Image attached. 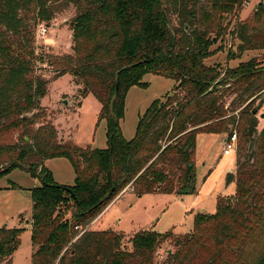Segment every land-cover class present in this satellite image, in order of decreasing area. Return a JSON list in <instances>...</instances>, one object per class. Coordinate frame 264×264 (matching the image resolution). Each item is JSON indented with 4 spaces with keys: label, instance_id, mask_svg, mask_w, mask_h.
I'll list each match as a JSON object with an SVG mask.
<instances>
[{
    "label": "trees",
    "instance_id": "1",
    "mask_svg": "<svg viewBox=\"0 0 264 264\" xmlns=\"http://www.w3.org/2000/svg\"><path fill=\"white\" fill-rule=\"evenodd\" d=\"M58 1L0 0V139L18 131L14 140H0V176L19 168L40 181L30 189L31 264H264V125L258 130L256 118L264 102V54L223 71L205 62L230 27L237 42L227 59L264 49V2L241 20L247 0H65L76 10L69 20L71 53H36V26L49 25ZM43 62L55 67L54 79H76L80 100L92 94L100 103L105 148L66 140L46 120L39 102L49 81L35 70ZM146 73L175 84L138 116L125 140L119 123L126 96L147 84ZM225 85H235L237 115H227L219 102ZM233 128L235 168L225 185L234 183V193L218 195L214 212L193 214L190 231L140 230L129 238V250L121 248L120 232L80 233L127 186L138 197L194 193L197 134ZM56 157L70 162L72 184L56 183L45 166ZM23 229L0 227V264L12 263ZM165 240L172 248L157 260Z\"/></svg>",
    "mask_w": 264,
    "mask_h": 264
},
{
    "label": "rangeland",
    "instance_id": "2",
    "mask_svg": "<svg viewBox=\"0 0 264 264\" xmlns=\"http://www.w3.org/2000/svg\"><path fill=\"white\" fill-rule=\"evenodd\" d=\"M260 1L264 2V0H247L242 6L239 18L243 20L247 16L249 17L253 8ZM57 6L58 11L49 23V30L45 36L47 43L44 39L36 40L35 44L38 46L36 53L47 51L51 56L71 53L69 20L76 10L72 4H67L65 0L58 1ZM229 30L231 27L211 46V48L220 50L205 60L207 64L214 63L223 71L227 67L233 68L239 62L247 61L253 57L262 59L264 49L245 51L240 58L227 59L228 50H234L237 42L232 38ZM35 70L36 73L41 74L49 81L48 93L39 104L45 110L46 120L53 123L58 130V135L83 147L85 144H89L92 147L105 148L106 124L103 119L99 121L97 119L101 105L94 96L88 94L80 100L76 79L69 74L54 79L55 67L53 64L39 63ZM142 81L147 84L144 87L132 86L126 96L124 117L119 123L122 137L125 140L133 137L138 116L154 99L161 98L175 84L173 79L153 73L144 74ZM227 86H229L228 89L223 91ZM224 88H220L219 102L224 104L227 115H237L242 106L236 99L233 100L235 93H232V90H235V85H225ZM261 96H264V90ZM81 101L82 105L80 106ZM259 101L256 99L254 104L257 105ZM78 106H80L79 112ZM261 113H264V102L256 113L258 130L264 125V117L260 116ZM17 132L7 133L0 140L12 141L16 138ZM221 137V134L214 133H202L196 137L194 193L181 195L147 193L138 197L127 186L106 206L107 208L100 214L98 222L92 228L122 233L121 248L125 250L131 248V244L128 242L129 238L140 230L152 229L159 233L169 230L173 233L190 231L193 220L192 213L214 212L215 198L219 194L227 196L229 193H234L235 190L234 185H225L226 173L235 167V152L221 156ZM45 164L57 182L65 185L73 183L75 173L66 158H51ZM13 184H16L18 188L11 187ZM39 184L38 177L19 168L11 169L0 176V227L24 228L20 234V244L14 251V264H31L33 248L30 241L31 225L29 227L32 207L30 189ZM192 208L194 209L191 213L189 210ZM26 219L29 220L28 223H25ZM170 248L172 247L169 240L161 243L155 252L156 259L162 260Z\"/></svg>",
    "mask_w": 264,
    "mask_h": 264
},
{
    "label": "built area",
    "instance_id": "3",
    "mask_svg": "<svg viewBox=\"0 0 264 264\" xmlns=\"http://www.w3.org/2000/svg\"><path fill=\"white\" fill-rule=\"evenodd\" d=\"M49 30V25L43 22H40L36 26V40L44 39L45 43H47V39L45 36L47 35ZM237 147V132L236 129L233 128L230 134H226L225 138L222 141V155H230L232 152H235ZM75 229H78V226H75ZM85 228H80V233H82ZM79 233V234H80ZM78 234V235H79ZM77 237V236H76Z\"/></svg>",
    "mask_w": 264,
    "mask_h": 264
},
{
    "label": "crops",
    "instance_id": "4",
    "mask_svg": "<svg viewBox=\"0 0 264 264\" xmlns=\"http://www.w3.org/2000/svg\"><path fill=\"white\" fill-rule=\"evenodd\" d=\"M44 98V97H43ZM43 98H41L40 99V101H42V99ZM82 105V101H81V104H80V106ZM80 106H78V112H79V109H80ZM199 134H202V133H199ZM198 135V134H197ZM221 135H222V137H221V143H222V141H223V139L225 138V136H226V134H224V133H221ZM197 137V136H196ZM71 139H72V137H71ZM74 141V140H73ZM78 145V144H77ZM85 145H87V144H85ZM80 146V145H79ZM222 149V148H221ZM221 152H222V150H221ZM233 154H234V152H232ZM221 156H222V153H221ZM48 160V159H47ZM46 160V161H47ZM46 161H45V163H46ZM44 163V164H45ZM235 164V163H234ZM45 166H46V164H45ZM47 167V166H46ZM48 168V167H47ZM235 168V167H234ZM230 171H233V170H231V169H229ZM52 173V172H51ZM52 176H53V179H54V181L56 182V183H58V184H62V183H59V182H57L56 180H55V178H54V175H53V173H52ZM63 185H65V184H63ZM70 185V184H69ZM234 185V183H230L229 184V186H233ZM223 194V193H222ZM225 194V193H224ZM230 194H233V193H229V194H227V195H230ZM219 195H221V194H219ZM107 208V207H106ZM105 208V209H106ZM193 209L194 208H192L191 210H189L191 213H192V211H193ZM104 211V210H103ZM102 211V212H103ZM101 212V213H102ZM100 213V214H101ZM100 214L92 221V222H90V224H88L87 226H86V229H88V230H98V229H93L92 227H93V225L94 224H96L97 222H98V220H99V217H100ZM192 214H194V213H192ZM26 220H28V219H26ZM29 221V220H28ZM25 223H28V222H25ZM29 227H30V224H29ZM15 263V254H13V258H12V263L11 264H14Z\"/></svg>",
    "mask_w": 264,
    "mask_h": 264
},
{
    "label": "water",
    "instance_id": "5",
    "mask_svg": "<svg viewBox=\"0 0 264 264\" xmlns=\"http://www.w3.org/2000/svg\"><path fill=\"white\" fill-rule=\"evenodd\" d=\"M117 87H118V82L116 83V88H117ZM255 112H256V111L254 110V113H255ZM260 116H261V117H264V113H261ZM57 186H59V185H57ZM64 188H66V189L69 190L68 187H65V186H64ZM25 222H28V220H25Z\"/></svg>",
    "mask_w": 264,
    "mask_h": 264
}]
</instances>
